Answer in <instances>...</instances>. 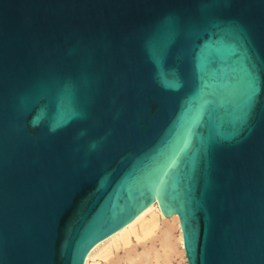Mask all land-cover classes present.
Here are the masks:
<instances>
[{"label":"water","instance_id":"1","mask_svg":"<svg viewBox=\"0 0 264 264\" xmlns=\"http://www.w3.org/2000/svg\"><path fill=\"white\" fill-rule=\"evenodd\" d=\"M158 188L188 264H264V0H0V264H84Z\"/></svg>","mask_w":264,"mask_h":264},{"label":"bare ground","instance_id":"2","mask_svg":"<svg viewBox=\"0 0 264 264\" xmlns=\"http://www.w3.org/2000/svg\"><path fill=\"white\" fill-rule=\"evenodd\" d=\"M158 191L159 188L154 196L155 202L147 205L125 226L96 243L84 264H89L96 255L107 258L106 264H188L178 215L162 212L156 198ZM119 248L121 253L117 251ZM113 252L115 255L110 257Z\"/></svg>","mask_w":264,"mask_h":264},{"label":"rangeland","instance_id":"3","mask_svg":"<svg viewBox=\"0 0 264 264\" xmlns=\"http://www.w3.org/2000/svg\"><path fill=\"white\" fill-rule=\"evenodd\" d=\"M176 232H178V231H176ZM117 251H118V253H121L122 252V249L119 248V250H117ZM113 253L111 254L110 257H112V256L115 255V252H113ZM106 259L107 258H105L104 256H98V255H96V256H94L93 258L90 259L89 264H106L107 263V260H108V259L107 260ZM181 261L183 262L182 259H181ZM104 262H106V263H104Z\"/></svg>","mask_w":264,"mask_h":264}]
</instances>
